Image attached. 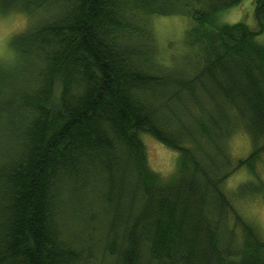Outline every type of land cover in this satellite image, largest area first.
Listing matches in <instances>:
<instances>
[{
    "label": "trees",
    "instance_id": "obj_1",
    "mask_svg": "<svg viewBox=\"0 0 264 264\" xmlns=\"http://www.w3.org/2000/svg\"><path fill=\"white\" fill-rule=\"evenodd\" d=\"M242 1L0 0L29 20L0 62V264H264L235 204L264 199V0L257 28L221 20ZM168 15L190 26L165 59ZM146 133L178 153L171 174Z\"/></svg>",
    "mask_w": 264,
    "mask_h": 264
},
{
    "label": "rangeland",
    "instance_id": "obj_2",
    "mask_svg": "<svg viewBox=\"0 0 264 264\" xmlns=\"http://www.w3.org/2000/svg\"><path fill=\"white\" fill-rule=\"evenodd\" d=\"M254 10L255 0H243L238 6L222 13L221 20L230 23L245 20L250 26L257 28ZM28 25V18L21 12L13 11L8 14L0 12V62L11 58L13 38L16 34L24 31ZM189 26V18L183 15L158 16L152 19L157 45L163 58L168 59L169 52L183 49L182 40ZM142 138L146 145L151 167L165 175L171 174L176 168L178 153L162 144L151 134L146 133ZM229 147L235 158H242L248 156L252 144L249 136L240 132L233 137ZM261 167L262 163L258 165L257 171L259 173L262 171L261 174L264 178V168ZM249 178L251 179L253 176L246 168H241L229 178L226 190L237 195L241 186L247 183ZM235 204L239 211L258 228L264 239L263 197L257 195L241 200L237 198Z\"/></svg>",
    "mask_w": 264,
    "mask_h": 264
}]
</instances>
